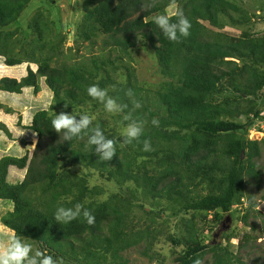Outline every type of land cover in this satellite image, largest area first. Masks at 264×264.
Instances as JSON below:
<instances>
[{
    "label": "trees",
    "instance_id": "obj_1",
    "mask_svg": "<svg viewBox=\"0 0 264 264\" xmlns=\"http://www.w3.org/2000/svg\"><path fill=\"white\" fill-rule=\"evenodd\" d=\"M32 1L0 0V57L14 68L24 63L37 66V70L29 66L20 81L0 78V90L18 94L24 87H31L39 93L40 81L45 78L53 101L48 110L37 111L26 127L38 136L32 157L27 152L21 157L7 155L0 159V200L13 205L2 216V225L14 236L59 258L58 264L61 259L99 264L103 257L107 264H111L109 258L127 264L121 253L141 242L147 243L144 254L148 253L160 232L156 231L157 219L167 211L176 216L194 212L192 219L184 221L186 234L169 236L176 245L184 246L180 253L175 251V261L245 264L222 243H206L195 216L199 213L203 222L210 217V222L219 223L232 217L233 208L247 202L250 209L262 214L253 198L245 196L244 188L247 177L259 187L262 176L255 158L262 157L264 137L250 139L249 132L257 126L264 134V37L224 33L226 25L220 22L226 17L232 27H238L250 23L252 17L232 0H186L181 12L191 21L190 35L170 42L152 22L167 7V0H85L76 42L95 45L103 36L104 52L83 64H69L61 61L66 37L54 35L61 28L49 21L54 16L53 6L48 9L44 5L45 10H39L27 21L26 28L23 26V12ZM170 17L176 19V15ZM13 25L16 28L11 31ZM139 41L154 50L160 65L163 80L156 89L133 84L130 73L127 82L116 83L108 70L117 72L118 62L125 57L131 59ZM108 47L117 50L118 56L105 55ZM123 68L128 69L125 65ZM93 83L128 104L125 111L132 109L134 101L140 102L141 108L133 116L146 121L141 140L151 141V151H142V144L135 141L127 145L118 142L113 159L101 160L86 146V136L65 141L62 133L52 129L51 119L59 109L83 112V105L88 103L93 108L101 105L86 93V87ZM113 84L110 92L107 86ZM128 89L133 91L131 97L125 95ZM0 108L4 106L0 104ZM5 111L13 112L10 108ZM117 117L121 129L103 121L94 125L98 124L109 138L122 141L125 122L121 115ZM152 119L159 125L153 126ZM0 131L11 136L3 123ZM10 166L27 168L21 182L7 181ZM93 171L116 181L122 189L125 186L127 196L115 193L108 199L98 198L103 189L90 186ZM204 190L208 192L202 193ZM149 198L147 207L144 202ZM76 203L93 211V225L83 217L69 224L56 222L57 206L72 207ZM134 205L143 210V229L130 221ZM248 216L249 209L240 218L247 223ZM249 239L244 233L239 248L247 247ZM209 253L211 261L205 262Z\"/></svg>",
    "mask_w": 264,
    "mask_h": 264
},
{
    "label": "rangeland",
    "instance_id": "obj_2",
    "mask_svg": "<svg viewBox=\"0 0 264 264\" xmlns=\"http://www.w3.org/2000/svg\"><path fill=\"white\" fill-rule=\"evenodd\" d=\"M55 2L42 3L40 0H34L31 2L30 6L23 12L22 24L26 28L27 21L32 18L39 10H45L44 5H47L48 9L51 8V12L54 16L50 17V20L54 21L57 29L61 28V32L54 31V35H61L66 37V41L63 45V55L61 61L69 64L80 63L83 64L86 61H90L94 56H100L101 51H103V41L105 38L101 36L97 39L95 45L90 43H77L76 42V30L83 16V3L85 0H54ZM240 5L246 13L251 16L250 23L238 27H232L229 18L222 17L220 22L225 24L222 32L229 33L235 36H244L245 33L249 35L264 37V0H232ZM167 7L164 9L162 14H168L169 16L176 15V13L181 12L183 5L186 0H167ZM51 5V6H50ZM48 13V12H46ZM233 14L238 16L237 13ZM209 28L220 31V29H215L206 23ZM16 26L13 25L9 27L11 31L15 30ZM105 55L115 58L118 56V51L113 50L112 47H108L105 51ZM22 65V64H21ZM119 68L117 72H112L110 68L108 70L111 72V76L116 83L122 81L127 82L128 75H132V83L135 85H141L147 88L156 89L158 84L163 80V75L160 71V65L158 63L157 57L154 50L143 45L142 41L137 43V46L131 52V59L125 57L122 62H118ZM123 65L127 68H123ZM18 68L13 66H7L4 62V58L0 57V78L10 77L16 78L20 81L28 73V67L30 66L33 70H37V66L34 64L24 63L23 66L17 65ZM13 67V68H12ZM100 79V78H98ZM97 79V80H98ZM41 90L39 93H35L33 88L24 87L22 93H8L0 91V104L4 108H0V113L3 120H8L9 130L11 131V136L0 131V159L4 156H24L29 152V156L32 157L36 150L38 143V136L34 131L26 128L31 125L33 115L39 110H48L53 101V92L47 86L45 78L40 81ZM110 92L113 91L115 84L107 86ZM111 96V95H110ZM100 104V103H98ZM13 110L12 113H7L6 108ZM82 110L73 111L74 114L87 113L93 118V123L95 121H103L114 129L119 128L120 119L117 117L118 114L106 113L103 105H99L97 108H93L91 103H88L86 107L83 105ZM60 113L64 112L59 109ZM18 112L17 114H15ZM12 127V130H11ZM263 128V126H261ZM124 129L121 130V133ZM12 131H16L15 133ZM251 139L261 140L264 137L263 132L253 128L249 132ZM7 154V155H4ZM255 162L259 165V170L262 172L260 186L255 185L254 180L246 178L245 184V196H251L253 201L258 205V210L262 214L258 215L254 209H250L248 202L245 205L237 206L233 208L232 217L229 215L223 221L210 222V217L208 222H203L199 218V213L195 216L197 227L200 229L199 234L202 235L206 243L214 241L215 243H222V246L229 247V250L238 257L242 258L245 264H264V150L262 157L255 158ZM16 170L8 171L7 181L9 183L15 184L21 182L26 173L27 168L19 169L15 167ZM10 169V167H9ZM89 184L91 187L97 186L99 189H103V193L98 196L100 199H108L111 195L118 193L120 195L128 194L126 187L123 189L120 187L116 181H108L101 177L98 172L93 171L89 178ZM131 185V184H130ZM132 188L134 186L132 185ZM136 189V188H135ZM204 190L202 193H207ZM138 197L142 200L141 193ZM150 198L144 203L147 207ZM136 200L134 201V203ZM244 203V202H243ZM13 205L9 202H3L0 200V247L6 245L10 239L14 236V232L10 229L5 228L2 225L1 218L9 210H12ZM249 209L248 222L244 223L241 220V216L246 213ZM130 214V221L132 225L138 226V229H143L145 227L143 210L132 206ZM194 212L189 213H179L177 216L172 214V211H167V213L157 219L159 223V229L156 230L157 234L156 241L154 245L150 247L148 253L144 254L147 250V243L141 242L128 250L121 253L123 259L127 260V264H179L175 261L177 253H180L184 248L183 245H176L169 238L170 235L181 237L186 234V226L184 225L185 220L192 219ZM230 217V218H229ZM229 218V220H227ZM134 226V227H135ZM255 226V230L253 228ZM158 226L155 225V229ZM247 233L250 236L247 247L239 248V239L242 238L243 234ZM231 236V237H230ZM234 236V237H233ZM254 237V238H251ZM33 246V249H37L35 243L29 241H24ZM176 251V252H175ZM211 253L207 254L204 258L205 262L211 261ZM61 264H78L76 262L66 261L61 259ZM111 264H117L111 258L108 259ZM99 264H107L106 258H101Z\"/></svg>",
    "mask_w": 264,
    "mask_h": 264
},
{
    "label": "clouds",
    "instance_id": "obj_3",
    "mask_svg": "<svg viewBox=\"0 0 264 264\" xmlns=\"http://www.w3.org/2000/svg\"><path fill=\"white\" fill-rule=\"evenodd\" d=\"M152 22L170 42H179L181 38H187L192 27L191 21L183 12L176 13L175 20L168 14H157L152 18ZM86 93L93 100L102 104L106 113L122 116L125 127L120 137L123 139L121 141L118 138H109L98 124L94 125L93 118L87 113L61 112L51 119V127L57 133H62L65 141L86 136V146L90 147L99 159L106 161H111L116 155L118 142L127 145L135 141L142 144V151L149 152L152 150L149 139L141 140L145 132L146 121L136 119L133 116V112L141 108L139 101H134L132 109L125 111L128 104L120 103L117 97L110 96L109 90L100 87L98 83L88 85ZM125 95L131 97L133 91L128 89ZM151 124L158 126L159 121L152 119ZM80 217H83L88 225L95 223L93 211L81 203H76L72 207L59 205L54 212V219L60 224H69ZM58 261L59 258L48 254L45 250H34L31 244L25 243L24 240L16 236H13L6 245L0 247V264H58ZM194 264H201V261L196 260Z\"/></svg>",
    "mask_w": 264,
    "mask_h": 264
},
{
    "label": "crops",
    "instance_id": "obj_4",
    "mask_svg": "<svg viewBox=\"0 0 264 264\" xmlns=\"http://www.w3.org/2000/svg\"><path fill=\"white\" fill-rule=\"evenodd\" d=\"M0 91H1V90H0ZM3 92H4V91H3ZM8 93H9V92H8ZM17 113H18V112H16L15 114H17ZM1 115H3V113H2V114L0 113V123L5 124L6 127L9 126V125H8V120H6V121L3 120V117H2ZM32 119H33V117H32ZM7 128H8V127H7ZM8 129H9V128H8ZM11 130H12V127H11ZM30 131H31V130H30ZM9 132L11 133L10 130H9ZM12 132L15 133L16 131H12ZM11 134H12V133H11ZM4 155H7V154H4ZM17 157H18V156H17ZM9 170H10V172H11V170H16V168H15V166H10V169H9ZM3 202H4V201H3Z\"/></svg>",
    "mask_w": 264,
    "mask_h": 264
},
{
    "label": "water",
    "instance_id": "obj_5",
    "mask_svg": "<svg viewBox=\"0 0 264 264\" xmlns=\"http://www.w3.org/2000/svg\"><path fill=\"white\" fill-rule=\"evenodd\" d=\"M230 218V217H229ZM229 218L227 220H229Z\"/></svg>",
    "mask_w": 264,
    "mask_h": 264
},
{
    "label": "bare ground",
    "instance_id": "obj_6",
    "mask_svg": "<svg viewBox=\"0 0 264 264\" xmlns=\"http://www.w3.org/2000/svg\"><path fill=\"white\" fill-rule=\"evenodd\" d=\"M249 138H250V136H249ZM251 139V138H250Z\"/></svg>",
    "mask_w": 264,
    "mask_h": 264
}]
</instances>
